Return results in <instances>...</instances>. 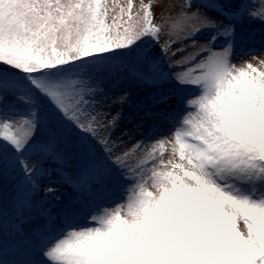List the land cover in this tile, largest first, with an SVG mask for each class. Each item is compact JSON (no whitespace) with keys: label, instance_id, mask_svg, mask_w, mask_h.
<instances>
[{"label":"snow or ice","instance_id":"6c2138e0","mask_svg":"<svg viewBox=\"0 0 264 264\" xmlns=\"http://www.w3.org/2000/svg\"><path fill=\"white\" fill-rule=\"evenodd\" d=\"M152 7L133 18L129 0L107 23L116 8L106 0H0V188L15 182L0 254L7 230L33 249L28 264H264V71L234 63L237 44L255 38L245 29L264 28V0L256 10L182 0L188 23L158 48ZM173 63L188 71L173 75ZM193 84L194 116L187 106L168 113ZM135 90L149 92L137 129L171 121L168 159L155 135L127 148ZM64 185L89 196L54 212ZM103 193L115 206L101 211L89 201Z\"/></svg>","mask_w":264,"mask_h":264},{"label":"rangeland","instance_id":"374dc122","mask_svg":"<svg viewBox=\"0 0 264 264\" xmlns=\"http://www.w3.org/2000/svg\"><path fill=\"white\" fill-rule=\"evenodd\" d=\"M106 2L116 8L115 12L110 13L107 20V23H111L112 17L119 16V9L122 7L126 8L129 0H106ZM181 2L182 0H131L132 9L130 15L135 18L141 10V4L153 5L151 9L154 13L153 26L161 29L160 44L156 46L157 48L162 47L165 42L170 41V33H179L185 24L188 23V21L177 15L178 6ZM242 2L248 4L253 10L260 7V0H242ZM124 19H127V15H125ZM248 32H252L255 38L253 40L246 39L237 44L234 63L238 69L246 68V65L252 64L253 67L257 69L256 74L258 75L260 71H264V64H261V61H264V28H262L259 24H251L245 29V35H247ZM210 38L211 34L204 31L200 33L197 40L199 43L203 44ZM222 43V40L217 42L216 50H219ZM175 47H179V45H174V50ZM250 52L252 54L247 55V53ZM198 60L199 58H197L196 62H198ZM167 67L172 70L173 75L179 71H188L187 67L179 68L176 67L174 63L167 65ZM191 67L194 73L199 75V71L195 69V63H193ZM101 87H103V85H101ZM200 94V85H189L183 91V96L187 98L185 102L179 103L176 99H173L169 102L166 111L170 114L175 113L176 115H179L187 106L190 108V111L194 116L197 109L194 106H188L187 100L197 99ZM148 96L149 92L146 90L133 91L131 100L125 108V114L127 117L131 118V123L126 120L122 127L126 132L130 129L132 130V139L128 140L127 148L131 149L136 142L145 140L147 136L155 135L157 138L164 141L165 151L163 152V155L165 159H168L171 154V145L175 139L173 132L169 131L171 121H165L164 119L157 118H146L143 121L144 126L142 128L137 129L135 127L136 123H140L139 116L136 115L137 106L141 104L147 105ZM108 103H111V101H108ZM103 110H108L106 105ZM155 110L156 109H153V111ZM174 118L175 117H173V119ZM154 122L157 125L155 129H153ZM154 142L155 141H148L146 147L141 148L137 156L133 157L132 163L134 165L138 163L140 159L144 158L147 155V152L152 150L151 145ZM121 151H123V149ZM157 155H159V153H157ZM151 163L152 161L150 159H146L144 166H150ZM14 183V181H10L0 188V213H2L3 216L11 217V199L13 196ZM61 192L63 194L62 201L56 202V207L53 208L54 212L59 211L60 209H76L89 196L88 192L74 191L68 185H64L61 188ZM5 195L7 198H5ZM89 203L93 207L100 206L101 211L105 207L111 208L115 206L111 203L110 193L96 195L89 201ZM76 216L77 218L74 223L84 225V214L77 213ZM90 224L91 221L89 219L87 225ZM238 230H243L242 222L238 223ZM0 258L4 259L5 264H28L30 260L34 259L33 249L25 243L17 241L12 234L6 230L3 236V254H0Z\"/></svg>","mask_w":264,"mask_h":264},{"label":"trees","instance_id":"16d2710c","mask_svg":"<svg viewBox=\"0 0 264 264\" xmlns=\"http://www.w3.org/2000/svg\"><path fill=\"white\" fill-rule=\"evenodd\" d=\"M5 198H7V196L5 195Z\"/></svg>","mask_w":264,"mask_h":264}]
</instances>
